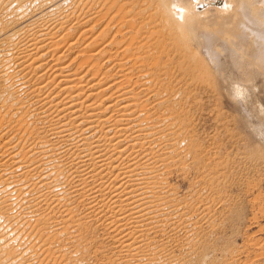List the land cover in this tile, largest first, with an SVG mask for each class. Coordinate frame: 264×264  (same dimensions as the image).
I'll return each mask as SVG.
<instances>
[{"label": "bare ground", "instance_id": "1", "mask_svg": "<svg viewBox=\"0 0 264 264\" xmlns=\"http://www.w3.org/2000/svg\"><path fill=\"white\" fill-rule=\"evenodd\" d=\"M134 1L0 0V66L9 67L0 94H17L0 111L2 134H14L0 144V264H35L32 237L19 246L9 239L41 220L34 216L43 204L63 218H47V232L92 215L111 245L104 264L206 262L216 217L199 192L207 186L218 194L220 184L207 172L189 198H178L169 183L174 169L186 174L187 155L197 156L189 125L177 122L182 106L174 96L177 77H193L191 55L171 30L178 27L168 2ZM189 7L202 14L229 4L191 0ZM99 14L106 24L74 56L77 67L87 65L73 67L66 51L86 40V25ZM21 130L27 137L14 139ZM75 196L88 212L74 214ZM180 234L176 254L168 248Z\"/></svg>", "mask_w": 264, "mask_h": 264}, {"label": "rangeland", "instance_id": "2", "mask_svg": "<svg viewBox=\"0 0 264 264\" xmlns=\"http://www.w3.org/2000/svg\"><path fill=\"white\" fill-rule=\"evenodd\" d=\"M162 1L169 3V14L180 28L174 24L171 30L181 37L183 42L180 40L179 44L191 55L193 77L177 75L183 78L178 79L180 83L175 86L178 94H174L181 102L182 116L175 120L189 125L191 141L197 150L196 158L187 155L185 159L186 174L174 169L169 183L178 198L187 197L192 188L199 189L195 186L207 172L220 184L218 194H211L206 186L204 193L199 192L202 195H195L209 198L204 202L208 201L216 217L209 237L211 242L203 248L206 262L195 264H264V0H226L229 4L226 10L210 9L202 14L189 11L191 0ZM138 2L146 7L150 0ZM182 8L188 11L183 12ZM102 16L97 15L86 25L92 28L85 35L86 40L77 41L75 49L66 51V58H72L73 67L87 65L77 67L78 62L82 63L74 56L88 48L83 46L102 30L108 17L100 18ZM112 25L109 24L107 39L114 32ZM82 27L85 26H80V30ZM72 33L75 37H71L78 39L79 31ZM1 73L5 78L9 67L1 65ZM9 82L6 80V84ZM13 92L15 90L7 89L0 94V111L16 104L17 94ZM26 92L23 89L18 94L23 97ZM3 131L0 129V144L14 135H4ZM17 137L25 139L27 133L21 130L14 139ZM180 144L184 147L187 143ZM69 204L74 206V214L90 210L76 196L69 199ZM35 217L41 220L34 221L22 235L9 239L10 245L19 246L26 236L32 237L35 264H104L108 261L102 255L109 252L111 245L106 236H101L92 215L81 219V225L74 215L54 232H51L53 225L47 232L43 224L49 217L63 221L52 204L40 206ZM183 239L182 234L174 237L168 249L178 253ZM104 249L107 250L101 254ZM184 261L191 264L188 257Z\"/></svg>", "mask_w": 264, "mask_h": 264}]
</instances>
